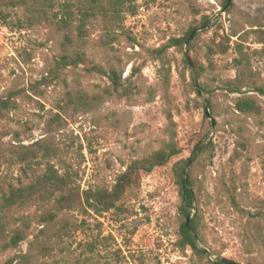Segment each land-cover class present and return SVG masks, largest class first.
Listing matches in <instances>:
<instances>
[{
  "label": "rangeland",
  "instance_id": "rangeland-1",
  "mask_svg": "<svg viewBox=\"0 0 264 264\" xmlns=\"http://www.w3.org/2000/svg\"><path fill=\"white\" fill-rule=\"evenodd\" d=\"M41 1L0 0V98L10 96L12 103L0 113V194L32 181L47 161L83 190L110 188L133 159L169 142L179 153L142 173L138 186L107 212L65 210L53 223L38 224L31 215L38 211H25L31 216L25 240L2 248L19 221L0 232V264H17V255L28 251L27 264H201L205 259L177 244L173 164L204 138L190 165L196 201L188 209L203 245L213 257L264 264V97L247 88L264 87V0H231L229 12V6L221 11L224 0H135L112 10V0H101L105 9L84 18L80 7L91 0ZM66 4L71 19L63 24ZM204 17L212 24L188 51L199 66L196 81L206 88L198 95L191 71L182 67L184 54L156 49ZM212 40L229 47L210 53ZM235 42L247 64L244 94L223 86L236 74ZM74 51L113 70L122 87L116 91L107 75L83 64L54 75L59 56ZM241 95L255 99L259 113L235 110ZM15 151H33L36 158L14 159Z\"/></svg>",
  "mask_w": 264,
  "mask_h": 264
},
{
  "label": "trees",
  "instance_id": "trees-1",
  "mask_svg": "<svg viewBox=\"0 0 264 264\" xmlns=\"http://www.w3.org/2000/svg\"><path fill=\"white\" fill-rule=\"evenodd\" d=\"M53 0H42L41 4H49ZM135 0H112L108 4L109 9L112 10L117 5H129L132 4ZM227 0L223 1V6H225ZM231 3V2H230ZM229 8L226 10L229 12ZM69 5L66 4L64 8L65 16L60 19V22L63 24L69 23L71 19V12L69 11ZM103 6L101 0H91V2L81 5L80 12L82 13L83 18L86 16H92L96 11H102ZM224 10V11H225ZM78 28L81 31L82 19L80 20ZM210 20L208 17H204L199 26L206 25ZM197 26H190L183 35L177 37H170L166 43H164L160 48L156 49L158 54H161L168 48L178 49L181 53L184 54L182 58V67L184 70H192L199 76V66L195 58H188L185 54V41L192 29ZM205 30V29H204ZM202 31V30H201ZM200 31V32H201ZM198 33V32H197ZM190 40L188 44L189 49L192 50L194 46V39L197 35ZM233 35V34H232ZM229 41V40H228ZM229 45L223 42H215L212 40V43L208 45L207 50L210 53H224L228 49ZM235 49L238 52V57L233 59V66L236 70L235 77L233 79H227L223 81L224 89L230 93H239L244 94L245 91H242L244 85L243 80L245 76L246 60L240 49V44L235 42ZM83 64L85 70L88 72H96L100 74H105L108 76L112 82V87L117 91L119 87H122L120 82V77L116 76L113 70L105 71L100 65L94 63L90 60L83 51H74L72 54L63 53L59 56L56 61V69L54 70V75H57V70L67 67V66H78ZM191 66V67H190ZM194 86L193 81L191 83ZM247 87V86H246ZM248 91H253L264 97V87L260 85L248 86ZM201 92H205L206 88L203 85H199ZM195 90V89H194ZM196 91V90H195ZM81 98V97H79ZM11 98H0V113L7 110L11 106ZM208 108H211V103L207 99ZM204 108V105H203ZM234 108L239 112L247 113H259L260 107L256 103L255 99L247 95H241L236 97L234 100ZM205 114V112H204ZM206 116V115H205ZM202 139L198 140L191 151V156L186 159H180L173 164V174L175 176V181L178 187V193L180 198V203L178 206V211L181 217V220L178 225L177 232V244L181 249L189 248L194 254L202 257L204 262L201 264H231L225 263L218 260L210 259V256L205 254L201 247L203 241L201 239L199 231V223L195 217L190 219V227L196 235L199 245L196 244L189 234L186 225V210L192 209L194 202L196 201V195L194 190V180L191 174V168L186 170L183 175V170L185 169L190 158L195 154L199 144ZM211 142L203 146V150H206ZM49 149L44 148L43 156L45 158L49 155ZM179 149L171 142L167 143L165 147L159 148L143 157L133 159L125 169L119 173L110 188H87L80 190L76 182L74 181L72 175L67 172L60 173L51 163L47 161L44 172L35 176L32 181L25 185L19 186H9L6 191L0 194V232L4 230L5 226H9L14 222H21L20 225L13 230V233L10 235L9 240L2 246V248L7 247H16L21 241L25 240L26 233L25 230L29 226V217L30 214H26L25 211L30 209H36L38 212L32 213V219L38 224H50L55 221L58 216V213L64 212L65 210H92L98 213L107 212L111 209L117 208L127 193L138 186L140 182V175L142 173H149L154 168L165 165L169 159L178 154ZM27 154L30 156L27 158ZM23 157L26 160H33L36 158V155L33 151L27 153L18 151L14 152V159ZM230 200L232 205L235 208H238L235 198L230 195ZM241 210V209H240ZM17 214V215H16ZM209 251V250H208ZM210 252V251H209ZM210 255L213 256L214 253L210 252ZM31 255L28 252L20 253L17 255V264H27L29 262ZM216 258H222L219 256H214ZM13 259H9L5 264H12ZM229 262H235L230 259H226Z\"/></svg>",
  "mask_w": 264,
  "mask_h": 264
},
{
  "label": "water",
  "instance_id": "water-1",
  "mask_svg": "<svg viewBox=\"0 0 264 264\" xmlns=\"http://www.w3.org/2000/svg\"><path fill=\"white\" fill-rule=\"evenodd\" d=\"M230 2H231V0H227L225 6L222 8L221 11H224V10L229 6ZM211 24H212V21H210V22L207 23L206 25H203V26H197V27H195L194 29H192L191 33L189 34V36L187 37V39H186V41H185V54H186L187 59H189V58H188V44H189L190 40L193 39V37L195 36V34H196L197 32L209 28V27L211 26ZM190 67H191V66H190ZM190 71H191V77H192V81H193V84H194V87H195L196 93H197L198 95H201V91H200V89H199V85H198V83H197V81H196V78H195V75H194V73H193L192 68H190ZM203 103H204L203 105H204V112H205V115H206V116H209L207 103H206L205 100L203 101ZM210 123H211V126H212V125H213V121H212V119L210 120ZM204 141H205V138L201 141V143L199 144V146H198V148H197L195 154L190 158L189 162L187 163L185 169L183 170V175H184V173L186 172V170L189 168V166L191 165V163L194 161V159L197 157V155L199 154L200 149H201V147H202ZM190 219H191V215H190L189 210L187 209V210H186L185 225H186V228H187L189 234H190L191 237L193 238L194 242H195L196 244L199 245L198 239H197L196 235L194 234L193 230H192L191 227H190ZM200 249H201L205 254H207L208 256H210V258H212V260H218V261H221V262L231 263V264H244V263H238V262H229V261L226 260V259L213 257V256L210 255V252H209L208 249H206L205 247H201V246H200Z\"/></svg>",
  "mask_w": 264,
  "mask_h": 264
}]
</instances>
